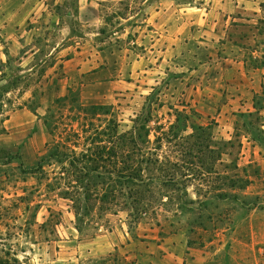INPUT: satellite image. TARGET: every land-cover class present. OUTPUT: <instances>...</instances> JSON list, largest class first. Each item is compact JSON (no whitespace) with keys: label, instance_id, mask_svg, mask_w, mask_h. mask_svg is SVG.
Masks as SVG:
<instances>
[{"label":"rangeland","instance_id":"374dc122","mask_svg":"<svg viewBox=\"0 0 264 264\" xmlns=\"http://www.w3.org/2000/svg\"><path fill=\"white\" fill-rule=\"evenodd\" d=\"M164 256L264 264V0H0V264Z\"/></svg>","mask_w":264,"mask_h":264},{"label":"crops","instance_id":"0c3cea01","mask_svg":"<svg viewBox=\"0 0 264 264\" xmlns=\"http://www.w3.org/2000/svg\"><path fill=\"white\" fill-rule=\"evenodd\" d=\"M183 254H184V253H183ZM144 255H145V254H144ZM144 255H143V256H144ZM147 255H148V254H147ZM170 256H174L176 259H180V258H182V260H183V258H184V255H182L181 257H180V256H176V255H169V257H170ZM145 257H146V255H145ZM153 258H154V259H153ZM153 258L151 257V262H152V263H148V261H146V259H145V261H144V259L142 258V259L140 260L141 262H140L139 264H146V263H147V264H155V261H154L155 259H157V261H160V262H163V263H164V262H165V259H167L166 256H164V257H162V258H161V257H156V258L153 257Z\"/></svg>","mask_w":264,"mask_h":264}]
</instances>
